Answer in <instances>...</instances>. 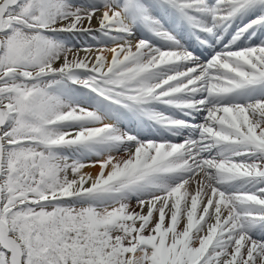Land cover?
I'll use <instances>...</instances> for the list:
<instances>
[{"label": "snow or ice", "instance_id": "6c2138e0", "mask_svg": "<svg viewBox=\"0 0 264 264\" xmlns=\"http://www.w3.org/2000/svg\"><path fill=\"white\" fill-rule=\"evenodd\" d=\"M0 264H264V0H0Z\"/></svg>", "mask_w": 264, "mask_h": 264}]
</instances>
